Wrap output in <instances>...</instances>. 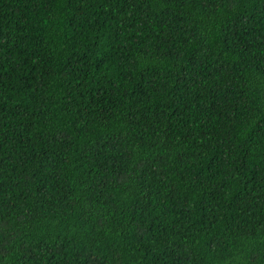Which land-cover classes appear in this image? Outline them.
Wrapping results in <instances>:
<instances>
[{
    "label": "trees",
    "instance_id": "obj_1",
    "mask_svg": "<svg viewBox=\"0 0 264 264\" xmlns=\"http://www.w3.org/2000/svg\"><path fill=\"white\" fill-rule=\"evenodd\" d=\"M0 264H264V0H0Z\"/></svg>",
    "mask_w": 264,
    "mask_h": 264
}]
</instances>
